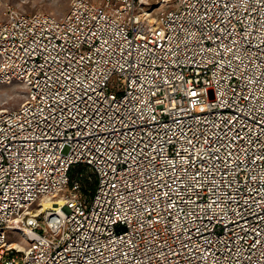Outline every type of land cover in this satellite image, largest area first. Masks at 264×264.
<instances>
[{"label":"built area","instance_id":"2783aa9c","mask_svg":"<svg viewBox=\"0 0 264 264\" xmlns=\"http://www.w3.org/2000/svg\"><path fill=\"white\" fill-rule=\"evenodd\" d=\"M70 3L0 20V264H264V0Z\"/></svg>","mask_w":264,"mask_h":264},{"label":"rangeland","instance_id":"374dc122","mask_svg":"<svg viewBox=\"0 0 264 264\" xmlns=\"http://www.w3.org/2000/svg\"><path fill=\"white\" fill-rule=\"evenodd\" d=\"M92 3H101L103 0H90ZM71 0H0V20L5 9L9 6L26 14H50L62 16L67 13ZM24 90L18 84L0 83V110L18 108L24 99ZM20 234L9 232L8 241L23 244Z\"/></svg>","mask_w":264,"mask_h":264},{"label":"trees","instance_id":"16d2710c","mask_svg":"<svg viewBox=\"0 0 264 264\" xmlns=\"http://www.w3.org/2000/svg\"><path fill=\"white\" fill-rule=\"evenodd\" d=\"M81 173H84L82 177H79ZM88 177L91 178V180H88ZM70 180L73 182L74 180H78L81 183L82 190L87 192L89 195H93L95 189L97 180L95 175H93L90 171H88L87 167L79 164L72 168L71 174H70Z\"/></svg>","mask_w":264,"mask_h":264},{"label":"bare ground","instance_id":"6f19581e","mask_svg":"<svg viewBox=\"0 0 264 264\" xmlns=\"http://www.w3.org/2000/svg\"><path fill=\"white\" fill-rule=\"evenodd\" d=\"M45 205H43V210L49 209V208H54V205L51 202H45Z\"/></svg>","mask_w":264,"mask_h":264}]
</instances>
